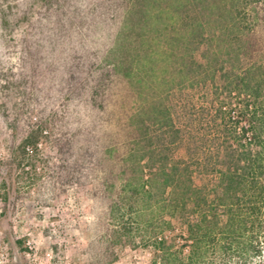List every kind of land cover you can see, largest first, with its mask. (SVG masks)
I'll list each match as a JSON object with an SVG mask.
<instances>
[{
  "label": "rangeland",
  "instance_id": "obj_1",
  "mask_svg": "<svg viewBox=\"0 0 264 264\" xmlns=\"http://www.w3.org/2000/svg\"><path fill=\"white\" fill-rule=\"evenodd\" d=\"M141 1L0 0V264H264V215L194 244L167 202L129 199L124 161L175 138L172 117L213 144L211 69L264 3Z\"/></svg>",
  "mask_w": 264,
  "mask_h": 264
},
{
  "label": "trees",
  "instance_id": "obj_2",
  "mask_svg": "<svg viewBox=\"0 0 264 264\" xmlns=\"http://www.w3.org/2000/svg\"><path fill=\"white\" fill-rule=\"evenodd\" d=\"M143 5L141 0H134L129 11L141 14ZM247 14L246 9H239L235 16L244 22L249 20ZM260 16L237 30L234 40L226 45L220 67L210 68L213 77L220 71L215 92L221 91L217 104L214 101L211 108L214 114L209 112L208 121L215 131L213 144L203 148L197 134L175 123L172 117L167 125L175 138L166 141L162 148H150L137 159L134 150L124 158L135 172L128 176L129 199L167 202L172 217L187 221L188 239L194 244H198L197 236L203 229L205 236H212L218 228H247L248 221L255 228L264 215V25L258 26L262 18L264 23V14ZM192 32L193 37L203 35L194 28ZM188 62L203 68V61L197 57L191 56ZM38 139V135L30 134L21 148L38 144ZM170 143L174 147L168 154ZM183 145L187 150L181 156L178 150ZM207 206L211 209L205 210ZM217 206L226 207V219H222ZM156 238L157 244L165 243L158 234ZM158 251L163 252L160 246ZM154 264L162 262L155 259Z\"/></svg>",
  "mask_w": 264,
  "mask_h": 264
},
{
  "label": "built area",
  "instance_id": "obj_3",
  "mask_svg": "<svg viewBox=\"0 0 264 264\" xmlns=\"http://www.w3.org/2000/svg\"><path fill=\"white\" fill-rule=\"evenodd\" d=\"M48 256H50V253H48ZM50 257H51V256H50ZM36 260H37V258H36ZM40 264H43V262L41 261Z\"/></svg>",
  "mask_w": 264,
  "mask_h": 264
}]
</instances>
